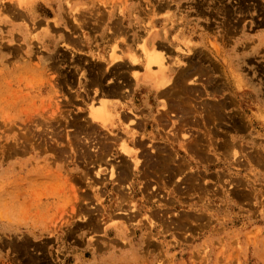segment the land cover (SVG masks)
<instances>
[{
	"label": "rangeland",
	"instance_id": "rangeland-1",
	"mask_svg": "<svg viewBox=\"0 0 264 264\" xmlns=\"http://www.w3.org/2000/svg\"><path fill=\"white\" fill-rule=\"evenodd\" d=\"M44 1L39 59L0 39V264H264V0Z\"/></svg>",
	"mask_w": 264,
	"mask_h": 264
},
{
	"label": "crops",
	"instance_id": "crops-1",
	"mask_svg": "<svg viewBox=\"0 0 264 264\" xmlns=\"http://www.w3.org/2000/svg\"><path fill=\"white\" fill-rule=\"evenodd\" d=\"M45 7L44 0H0V39H4V44L10 49L11 53L14 48H16L15 51L18 53L19 47L22 49L23 47L31 45L32 48L36 49V52L38 53L36 57L39 59V52L44 43L45 35ZM77 54L78 52L76 55ZM88 60L89 63H93L92 59ZM171 62L172 61L167 64L170 67V75L168 77H172L174 72ZM164 76L167 75L164 73ZM145 77L149 78L150 81L152 80V117L148 118V121L152 127V147L155 148L154 153H157L156 150L162 146L158 145V143L162 142V140L166 142V139L170 138V135H167L168 128L163 130L162 127H172L177 125V120L175 122L168 116L167 111L164 112L160 110H167L171 106L169 104L171 100L167 95L169 94V89L166 88L169 87V84L166 83L158 87V84L156 83L160 79L158 69H152L150 75H145ZM119 91L117 92L118 94L111 95L112 101L124 97V91L122 89H119ZM165 92L167 93L165 94ZM165 101L168 102L167 105V102ZM136 139L138 142H142L143 140L140 136H137ZM176 147L178 149V145Z\"/></svg>",
	"mask_w": 264,
	"mask_h": 264
},
{
	"label": "bare ground",
	"instance_id": "bare-ground-1",
	"mask_svg": "<svg viewBox=\"0 0 264 264\" xmlns=\"http://www.w3.org/2000/svg\"><path fill=\"white\" fill-rule=\"evenodd\" d=\"M155 52V51H154ZM154 52H152L151 54L149 53H147L148 55H146L148 58H150L149 57V55H151L152 56V59L151 60H153L154 61V59H156V63H157V66H158V71H159V74H160V79L156 82L157 84H158V87L159 86H161V85H163V84H166V83H168L169 84V77L168 76H164V73H165V68H163L162 67V64H160V60H162V59H160V57H158L157 55H155V53ZM112 53V52H111ZM113 54V53H112ZM114 54H115V52H114ZM120 54V53H119ZM144 54V53H143ZM110 57H111V54L108 56V59L110 60ZM114 57V56H113ZM117 57V56H116ZM146 57V59H147V61H146V64L144 65L145 67V70H146V72H150V70L151 69H149L150 68V66L151 65H149L150 64V62H151V60H148V58ZM162 58V57H161ZM114 59H115V57H114ZM113 59V60H114ZM152 63V62H151ZM165 65V64H164ZM117 66V65H116ZM149 75H150V73H148ZM177 74H179V72L177 73ZM182 75V74H181ZM98 76V75H97ZM185 76V75H184ZM179 77V76H178ZM176 78V77H175ZM180 78V77H179ZM91 81L93 82V83H97L98 82V79H94L93 78V76L91 77ZM176 83V82H175ZM172 85V87H173V81L168 85L169 87H166V88H170V86ZM174 86H176V85H174ZM119 88H120V86L118 85V84H115V85H111V86H107V93L109 94V95H112V94H118L117 92L119 91ZM163 89H164V87H163ZM167 89V90H168ZM105 90V89H104ZM165 90V89H164ZM120 92V91H119ZM158 92H160V91H158ZM164 92V91H163ZM121 93V92H120ZM119 93V94H120ZM167 92H165V94H166ZM164 94V93H163ZM162 94V95H163ZM168 95V94H167ZM116 96V95H115ZM161 96V95H160ZM164 96V95H163ZM167 97V96H166ZM164 100V99H163ZM169 101V100H168ZM165 102H167V101H165ZM101 103H105V102H101ZM99 104V103H98ZM168 104V102L166 103V105ZM169 104L171 105V103L169 102ZM91 106H93V105H91ZM99 106H100V104H99ZM103 106V105H102ZM95 108L96 107H98V106H94ZM94 107L92 108V109H94ZM101 108V107H100ZM168 108V107H167ZM88 109H90V108H88ZM88 109H87V111H88ZM92 109H90V110H92ZM98 110H99V107L97 108ZM103 108H101V110H102ZM90 110L88 111V112H90ZM161 111H168V109L167 110H162V109H160ZM160 111V112H161ZM91 114V117H92V119L94 120V121H96V122H103L104 120H105V114H103V113H105V111L103 112V110L102 111H100V113H98L97 112V110L96 111H91L90 112ZM89 114V113H88ZM165 114V113H164ZM158 115V114H157ZM159 116H160V113H159ZM107 117V116H106ZM111 118V117H110ZM159 129V128H158ZM133 134L134 133H130L129 134V136H130V139L132 140V141H134L136 138H134V140H133ZM137 140V139H136ZM136 143V142H135ZM123 149L122 150H124V148H125V146H121ZM127 148V147H126ZM160 150H163V149H160ZM157 151V150H156ZM135 156V155H134ZM133 156V163H135L136 161H135V157ZM125 160V159H124ZM134 167V166H133Z\"/></svg>",
	"mask_w": 264,
	"mask_h": 264
}]
</instances>
